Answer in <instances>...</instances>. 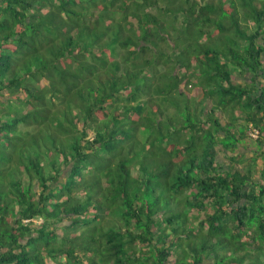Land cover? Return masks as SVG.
<instances>
[{
	"label": "trees",
	"instance_id": "trees-1",
	"mask_svg": "<svg viewBox=\"0 0 264 264\" xmlns=\"http://www.w3.org/2000/svg\"><path fill=\"white\" fill-rule=\"evenodd\" d=\"M0 264H264V0H0Z\"/></svg>",
	"mask_w": 264,
	"mask_h": 264
},
{
	"label": "rangeland",
	"instance_id": "rangeland-1",
	"mask_svg": "<svg viewBox=\"0 0 264 264\" xmlns=\"http://www.w3.org/2000/svg\"><path fill=\"white\" fill-rule=\"evenodd\" d=\"M249 137H250V139H249L248 141H249V142H254V141H256L257 138H258V134H257V133L252 134L251 132H249ZM251 147H253V145H251ZM247 150L250 151L251 149L242 148V149L238 150V152H239V151H240V152L243 151L244 153H246ZM243 152H242V153H243ZM250 156H253V154L250 153ZM250 156H249V157H250Z\"/></svg>",
	"mask_w": 264,
	"mask_h": 264
}]
</instances>
